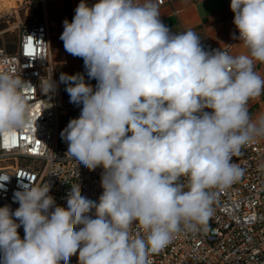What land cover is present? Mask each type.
<instances>
[{"label":"clouds","instance_id":"obj_1","mask_svg":"<svg viewBox=\"0 0 264 264\" xmlns=\"http://www.w3.org/2000/svg\"><path fill=\"white\" fill-rule=\"evenodd\" d=\"M230 9L242 54L174 33L159 0H80L60 39L97 83L61 73L70 102L82 104L61 137L66 158L103 169V192L93 201L73 184L63 207L49 183L23 185L18 208L0 207V264H70L77 254L78 264H152L181 232L207 229L217 192L244 175L234 158L264 140V113L253 118L248 107L264 95L255 70L264 64V0H231ZM28 87L0 72V133L31 127ZM40 87L50 94L57 83L48 75Z\"/></svg>","mask_w":264,"mask_h":264},{"label":"built area","instance_id":"obj_2","mask_svg":"<svg viewBox=\"0 0 264 264\" xmlns=\"http://www.w3.org/2000/svg\"><path fill=\"white\" fill-rule=\"evenodd\" d=\"M164 2L159 0V4ZM49 36L48 22L42 19L22 28L14 51H9L0 38V72L21 76L33 85L24 89L31 127L0 133V207L7 205L13 211L19 207L14 193L30 183H49V194L63 207H67L73 184L78 183L82 195L93 201L103 192V169L90 171L77 165L65 157L67 148L57 144L59 118L66 106L60 79L52 68ZM200 42L205 51L221 48L233 54L231 45H217L209 38ZM48 75L57 88L44 94L40 82ZM248 107L252 116L255 103L250 101ZM234 162L245 169L244 175L217 192L207 229L181 232L166 248L149 257L152 264H264V169L259 168L264 164V140L244 147ZM18 232L23 238V226ZM132 234H140L138 226H133ZM70 264H78V254L71 257Z\"/></svg>","mask_w":264,"mask_h":264},{"label":"crops","instance_id":"obj_3","mask_svg":"<svg viewBox=\"0 0 264 264\" xmlns=\"http://www.w3.org/2000/svg\"><path fill=\"white\" fill-rule=\"evenodd\" d=\"M95 2L98 0H87L89 5ZM79 3L80 0H39L37 4L39 15L35 20L46 19L48 22L50 55L54 74L60 79L61 73L68 75L81 73L85 75L87 83L95 86L97 82L89 80L87 77L83 59L67 53L63 41L60 39L64 20L67 19L71 22ZM230 3L231 0H165L164 4H159V10L162 21L174 33L191 30L201 39L209 38L214 44L231 45L233 55H237L242 54L245 50L239 44V39L236 38L238 30L233 24L234 13L230 9ZM14 50L13 47L9 51ZM260 66L261 64H256V71L264 76V67L261 69ZM61 86L66 111L59 118L57 144L67 148L68 144L62 139L61 132L71 119L79 117L82 104L71 103L65 90L66 85L61 83ZM253 103H255V107L261 105L257 99Z\"/></svg>","mask_w":264,"mask_h":264},{"label":"rangeland","instance_id":"obj_4","mask_svg":"<svg viewBox=\"0 0 264 264\" xmlns=\"http://www.w3.org/2000/svg\"><path fill=\"white\" fill-rule=\"evenodd\" d=\"M36 13L37 7L34 6L33 0H0V38L4 39L8 50L12 49L17 42L22 28L35 21ZM263 67L264 64H261L260 68ZM255 70H257L256 67ZM257 100L261 105L253 108V118L264 113V95ZM252 101L255 102V100Z\"/></svg>","mask_w":264,"mask_h":264},{"label":"trees","instance_id":"obj_5","mask_svg":"<svg viewBox=\"0 0 264 264\" xmlns=\"http://www.w3.org/2000/svg\"><path fill=\"white\" fill-rule=\"evenodd\" d=\"M33 2H34V6L37 7V4L39 3V0H33ZM36 14L39 15L38 10H37V13Z\"/></svg>","mask_w":264,"mask_h":264}]
</instances>
